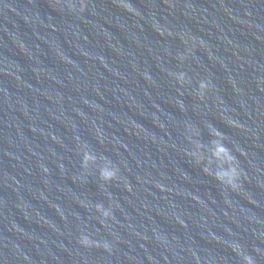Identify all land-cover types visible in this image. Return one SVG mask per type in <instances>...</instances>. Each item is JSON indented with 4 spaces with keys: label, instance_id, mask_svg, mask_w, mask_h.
<instances>
[{
    "label": "water",
    "instance_id": "obj_1",
    "mask_svg": "<svg viewBox=\"0 0 264 264\" xmlns=\"http://www.w3.org/2000/svg\"><path fill=\"white\" fill-rule=\"evenodd\" d=\"M80 5L0 0V264H264V0ZM209 126L239 191L187 155Z\"/></svg>",
    "mask_w": 264,
    "mask_h": 264
},
{
    "label": "clouds",
    "instance_id": "obj_2",
    "mask_svg": "<svg viewBox=\"0 0 264 264\" xmlns=\"http://www.w3.org/2000/svg\"><path fill=\"white\" fill-rule=\"evenodd\" d=\"M120 7H123L125 11H132V8L127 4H121ZM71 7V5H70ZM80 10L84 11V7L80 5ZM179 60L183 61L184 57L180 56L178 57ZM175 79L178 84L181 86L185 83L187 80L186 74L180 73L175 76ZM199 88V94L203 96V94L208 90L209 85L207 82H200L198 85ZM228 126H234L231 125L230 122H228ZM209 132L212 136L216 137L211 142V147L209 149L210 155L206 158L203 155V145L199 143L198 141H192L190 142L193 144V151L188 153L190 157H192L196 164L204 163L205 160H207V163L203 167L202 171L205 175L211 176L213 179L217 181L220 185L231 189L232 191H239L240 189V180L242 178V173L238 166V159L233 154L232 150L226 147L223 144L224 137L222 134L217 131L216 129L209 126ZM194 136L198 135V132L196 130H193L192 133ZM95 161V157L91 154V152L84 150L82 155V166L86 169L90 163ZM216 163V169L213 170L211 165L212 163ZM118 178V169L116 167L108 166L101 170V179L105 183H111L113 181H116ZM95 210L97 213L100 214L103 220L110 219L112 217V210L111 209H105L102 205L97 204L95 206ZM80 243L85 247H96L99 248L100 245L98 243H94L89 237L84 236L81 238ZM105 250L108 249V245H104ZM233 251L237 253V255L240 256L243 264H255L254 260L250 255L243 254L242 251L239 249V247L234 248Z\"/></svg>",
    "mask_w": 264,
    "mask_h": 264
}]
</instances>
